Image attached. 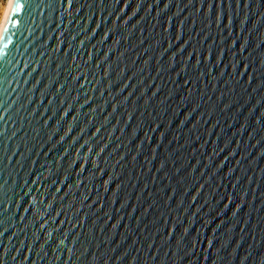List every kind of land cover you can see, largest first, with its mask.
Here are the masks:
<instances>
[{"label": "water", "instance_id": "95a60500", "mask_svg": "<svg viewBox=\"0 0 264 264\" xmlns=\"http://www.w3.org/2000/svg\"><path fill=\"white\" fill-rule=\"evenodd\" d=\"M19 2L4 34L20 74L0 88L3 264L264 257V0H125L127 15L116 0ZM84 141L108 147L81 170Z\"/></svg>", "mask_w": 264, "mask_h": 264}, {"label": "snow or ice", "instance_id": "6c2138e0", "mask_svg": "<svg viewBox=\"0 0 264 264\" xmlns=\"http://www.w3.org/2000/svg\"><path fill=\"white\" fill-rule=\"evenodd\" d=\"M51 2H52V0H31V3H33L36 8H41L45 3H47L50 7ZM60 2L63 4L65 11H67L68 9H71L73 7V0H60ZM116 3L120 5V7L117 8V12H124L125 15H127V12L131 11V5L126 3L125 0H116ZM24 7H25V4H23V3L19 2V0H17V3L15 4V7L13 9V13L14 14L18 13ZM131 19H132L131 16H129L127 19H125L124 16L114 15L115 21H120L125 25L128 24ZM18 23H19V21L15 20L14 18L9 21L10 26H15ZM95 28L103 31V28L101 25L97 24V25H95ZM117 34H118L117 32H112L111 30H109V31L105 32L104 40L105 41H113V37ZM93 35H95V32L93 33ZM73 39H76V37H73ZM114 42L119 43V41H114ZM83 43H84V41L80 40V44L83 45ZM10 44H12V34L10 33V30H9L3 36H0V88H2L4 83L8 80L15 81L16 75L20 74V72H18L16 68L11 67L12 62L6 61L7 53L5 52V49L8 48ZM236 47H241V45L237 44ZM181 50H183V49H181ZM241 50L243 51L244 49H241ZM87 55L89 57L91 56L90 53H88ZM107 55H114V53H108ZM195 58L196 57L194 54L192 56H190V59H195ZM106 63H107V61H106ZM28 67L29 66L26 63L21 64L19 66L20 70L27 69ZM97 67H100V65L97 64ZM241 67H244V65L241 64ZM76 79L81 83L82 88L85 85L90 83V81L87 78H85L83 75L76 77ZM124 79L128 80L129 76H125ZM59 87L65 88L66 86L61 84V85H59ZM129 87H131V84H125L124 85L125 90L128 89ZM4 91L7 92L8 89H4ZM12 91H15V89H12ZM132 95H133L132 92H127L125 99H127L128 97H130ZM153 95H155V93H153ZM11 103H15V101H11ZM42 103L48 104V103H51V101L45 100V101H42ZM83 106L84 105H81V107H83ZM6 107L7 106L3 101V96L0 95V121H3L5 119V116L3 115V113L6 111ZM73 111H74V109H73ZM113 111H115V108H113ZM63 115L68 116L70 119H73V120L76 119V117L74 115H72V113L69 111H63ZM47 119L48 118H46L45 122H47ZM130 119H131V117H130ZM71 132H72V129H71V127H69L67 129V133H71ZM95 132H97V133L101 132V128H96ZM59 139L63 140L64 137L60 136ZM69 139H72V136H69ZM81 139H83V136H81ZM72 142H73V144H77V141L75 139H73ZM107 147H108V145L105 144L102 147H98L97 149L94 150L92 147H90L87 144V141H84L83 143H79L78 149H83L84 151H83V153H81L79 150L76 151V155L78 157H80V162L77 163L76 167L81 168V170H83L82 165L85 164V161L88 160L89 156H99L101 153L104 152L105 148H107ZM98 170H100V169H98ZM10 207H12V205L7 204V202L3 200V197H0V237L4 236V234H5L4 211H5V209L10 208ZM49 235H52V234L49 233ZM57 245H58V248L66 249L68 252L72 251V249L68 248V244L65 242V240L57 241ZM209 245H210V242H209ZM14 249H15L17 255H19L20 250L15 248V247H14ZM25 250L28 253H31L30 248H27ZM6 256H7V251L6 250H0V264H3V258ZM256 257H259V259L255 258V260H253V256H249L246 259L249 260L250 264H264V257H261L260 253L257 254ZM29 258H30L29 256L24 257V259H26V260ZM12 259L16 260L17 264H19L17 256H12Z\"/></svg>", "mask_w": 264, "mask_h": 264}, {"label": "bare ground", "instance_id": "6f19581e", "mask_svg": "<svg viewBox=\"0 0 264 264\" xmlns=\"http://www.w3.org/2000/svg\"><path fill=\"white\" fill-rule=\"evenodd\" d=\"M14 1L15 0H8L6 6L3 8V11H2L3 13H2L1 22H0V36H3L4 34L7 20H8V17H9Z\"/></svg>", "mask_w": 264, "mask_h": 264}, {"label": "rangeland", "instance_id": "374dc122", "mask_svg": "<svg viewBox=\"0 0 264 264\" xmlns=\"http://www.w3.org/2000/svg\"><path fill=\"white\" fill-rule=\"evenodd\" d=\"M8 0H0V22H1V17H2V11H3V8L6 6Z\"/></svg>", "mask_w": 264, "mask_h": 264}]
</instances>
